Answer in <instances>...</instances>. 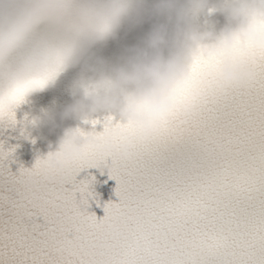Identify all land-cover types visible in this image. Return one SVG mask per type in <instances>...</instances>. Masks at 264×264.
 <instances>
[{"label": "snow or ice", "instance_id": "1", "mask_svg": "<svg viewBox=\"0 0 264 264\" xmlns=\"http://www.w3.org/2000/svg\"><path fill=\"white\" fill-rule=\"evenodd\" d=\"M232 56L253 81L225 90L223 58H198L181 92L191 112L148 137L109 116L95 135L112 139L111 153L90 147L61 171L38 159L12 172L14 150L0 145V264H264V50L243 44ZM102 166L119 202L98 219L87 211L92 180L76 177Z\"/></svg>", "mask_w": 264, "mask_h": 264}, {"label": "clouds", "instance_id": "2", "mask_svg": "<svg viewBox=\"0 0 264 264\" xmlns=\"http://www.w3.org/2000/svg\"><path fill=\"white\" fill-rule=\"evenodd\" d=\"M216 14L225 17L222 27ZM146 22L150 30L115 60L94 53L125 25ZM243 44L264 50V0H0V119L82 66L73 102L42 112L34 124L55 128L58 119L87 122L109 114L148 137L178 109L191 112L181 92L194 81L198 58H223L215 71L225 90L253 81L255 72L232 56ZM132 146L129 139L122 153ZM90 147L115 150L111 138L67 128L44 166L64 170Z\"/></svg>", "mask_w": 264, "mask_h": 264}]
</instances>
